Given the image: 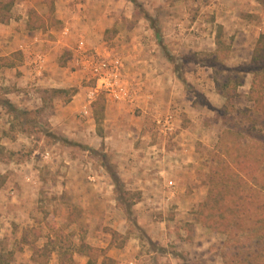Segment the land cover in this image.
Wrapping results in <instances>:
<instances>
[{
    "label": "rangeland",
    "instance_id": "obj_1",
    "mask_svg": "<svg viewBox=\"0 0 264 264\" xmlns=\"http://www.w3.org/2000/svg\"><path fill=\"white\" fill-rule=\"evenodd\" d=\"M54 1L36 5L48 11L53 34L46 39L59 31V43L72 46L59 44L52 81L27 82L23 53L10 34L0 32L1 59L11 66L0 63V101L10 99L21 111L37 110L21 131L23 119L8 116L0 106V253H11L10 264H57L50 240L57 242L58 236L74 249L81 242L106 249L95 257L98 264H114L107 251L127 243L137 249L134 264H223L222 255L229 259L235 249L244 251L246 235L226 243L223 234L195 220L206 193L202 199L198 191L189 195L197 190L193 166L205 173L206 189L215 177L213 141L226 123L237 132L248 125L244 111L252 106L251 75L245 72L255 43L234 25L261 4L137 0L160 33L159 45L151 23L127 0H69L70 33L55 20ZM13 2L20 9L24 0ZM59 16L67 14L62 10ZM218 42L225 45L217 49ZM236 79L241 85L232 89ZM53 90L67 92L55 96ZM219 92L233 96L228 106L215 108L224 103ZM210 96L216 101L208 103ZM167 117L169 130L162 126ZM47 130L68 142L45 137ZM191 134L199 136L192 143L196 164H170L179 160ZM234 134L224 137L231 140ZM107 169L115 172L120 188ZM166 175L176 202L159 189L138 190H149L155 176L162 183ZM195 200L201 201L192 207ZM112 231L118 235L112 238ZM74 263L82 264L78 257Z\"/></svg>",
    "mask_w": 264,
    "mask_h": 264
},
{
    "label": "trees",
    "instance_id": "obj_2",
    "mask_svg": "<svg viewBox=\"0 0 264 264\" xmlns=\"http://www.w3.org/2000/svg\"><path fill=\"white\" fill-rule=\"evenodd\" d=\"M3 1L0 0V24H7L14 2L9 0V3H3ZM127 1L132 4L135 11L141 13L143 19L151 23L155 40L160 45L162 43L161 36L152 19L145 12L140 11L141 5L137 0ZM215 44L217 49L225 45L220 42ZM4 61V59H0L1 64ZM249 65L250 69L245 73L251 75L248 98L252 106L244 111L248 125L242 131L237 132L226 123L224 130L218 136L215 146L217 157L216 160L211 161L216 163L211 172L215 176L213 177L215 182H211L214 180L210 177V186L207 183L206 195L199 203L195 213L196 221L209 230L223 234L226 243L235 242L237 237L243 238L246 235L243 239L248 245L241 247L246 249L242 252L239 251L240 247L235 249L237 251L229 259L222 255L223 264H264V177H262L264 174V35L258 38ZM6 67L11 66L7 65ZM235 82L232 89L241 85L239 79H236ZM222 86L226 89L229 85L224 83ZM51 92L58 96L67 91L53 90ZM73 94L71 93V97ZM222 94L225 97L224 107H226L233 96ZM0 106L5 109L8 116L15 115V119L20 117L23 119L18 123L21 131L24 130V125L30 123L28 115L37 111L18 110L8 99L0 101ZM9 128L10 130L14 128L13 122H9ZM43 132L45 137L62 143L68 142L65 139L59 140L50 130ZM229 132L232 135L235 133L236 137L226 140L224 133L229 135ZM107 172L114 187L120 188L121 182L115 172L110 169H107ZM221 182L224 184L230 182L232 185L222 187ZM246 184H250V188L246 189ZM110 233L112 238L118 235L114 231ZM64 240L65 238L61 236H58L57 242L50 240L53 249L57 251L59 264H72L74 253L86 256L88 264H95V257L104 253L103 250L93 248L83 242L74 249L73 244L66 243ZM32 250L35 253L37 249L33 247ZM39 250L42 252L43 248ZM11 257V253H0V264H10Z\"/></svg>",
    "mask_w": 264,
    "mask_h": 264
},
{
    "label": "crops",
    "instance_id": "obj_3",
    "mask_svg": "<svg viewBox=\"0 0 264 264\" xmlns=\"http://www.w3.org/2000/svg\"><path fill=\"white\" fill-rule=\"evenodd\" d=\"M255 1H258V3L261 4L260 9H255V8L247 9V13L249 15L247 20L243 21L241 25H238V24H236V26L234 25V28L237 29L236 32L241 33L240 35L244 39L249 38L251 40V42L249 41V43L256 44L258 38L261 35H264V0H255ZM37 4L43 7H47V0H24L23 5H19L20 9H16L15 6L17 5L13 3V7L11 8V11H10V18L8 19L7 24H0V32H3L5 34L6 33L10 34L9 38H12L13 43L17 42L16 45L18 46V50L22 52L23 56L25 57L26 65L23 67L24 69L23 73L25 75V79L27 80V82H30V84L36 80L35 82L36 85L43 84L45 80H48L49 82L53 80V74H54L53 72L54 63L53 62L57 61L56 57L58 56L57 52L59 51V44H60V47H65L68 45L72 46V43H59V31L57 32V34H55L56 37H49V39H46V37L49 34H53V32L49 30V27H52V26L51 25L49 26L47 24L48 23V11H46V8H45V11L44 10L38 11L36 8ZM70 4L71 3H69V0H55L54 9H53L54 11L53 15H54L55 20L58 22V25H59V21L64 23V25H66L64 30L68 33H70L69 30L74 25L72 22L68 21L69 16L70 15L72 16V13L74 11L71 8ZM15 9H16L15 11L16 16L12 17L11 12H13V10ZM62 10L65 11V15L67 14V16H63V17L59 16V14L61 15ZM41 12H44V13H41ZM2 49L4 48L1 46L0 50ZM252 52H251V55H252ZM251 55H250V58H251ZM1 58H3V55H0V59ZM152 59L153 58H151V60ZM42 79H45V80H42ZM218 96L220 97V99L222 98L224 103L219 101L217 105H214L215 108H218V106H224L225 104V97L223 96V94L219 92ZM211 100L216 101V98L210 96L208 103H210ZM10 102L13 103L12 101ZM196 140H199L198 135L191 134L190 137L186 138V140L183 143L185 145L181 149L182 155L180 154L179 160L175 162L173 161L170 164H175L176 166L177 164L179 166L181 164L183 166H192L193 164H196L195 156L192 151V148H193L192 143L195 142ZM213 143H217V141L216 142L213 141ZM191 172L195 174L194 179H193L194 181L192 184L194 186H197V190L192 189L194 193H191V195L189 196H193V195L197 196L196 191H198L200 192L198 194L201 195L200 199H202V197L205 195L206 190H207L204 183H202V180L205 181L206 175L200 168H197L194 166L191 168ZM158 174L163 176V172H159ZM166 177H168V175L165 176L164 180L161 183L159 182L160 181L159 177L155 176V180H152L151 182L153 183L149 185V188H148L149 190H147L145 186L140 187L138 190L140 192H143L144 190L146 192H150V191L152 192L153 189L154 190L159 189L163 191V193L164 192L167 193V198H166L167 201L173 198L172 201L176 202L175 200L177 198H175L174 193H173L174 191V188L172 185L173 181ZM92 185H95V184H92ZM148 201L150 202L151 200L149 199ZM199 202L195 200L191 203V206L196 207ZM101 250L105 251L106 249H101ZM135 250H137L135 247L130 245V243H127L125 244V246H123L122 249L121 248H118L117 250H114L113 248L109 249L107 251V256L108 258H110L111 261L114 262V264H134L135 262L132 258V255L134 254ZM54 253L55 252H51L50 256L54 255ZM56 256H57V264H59L58 255ZM73 256L74 257H72V260H73L72 264H75L74 262L76 260V257H78L81 260L82 264H88V258L86 256L81 255L79 253H74ZM95 264H98V263L95 261Z\"/></svg>",
    "mask_w": 264,
    "mask_h": 264
},
{
    "label": "built area",
    "instance_id": "obj_4",
    "mask_svg": "<svg viewBox=\"0 0 264 264\" xmlns=\"http://www.w3.org/2000/svg\"><path fill=\"white\" fill-rule=\"evenodd\" d=\"M83 113H84V115H86V114H87L86 110H85ZM170 124H171V122H170V118L167 117V118L164 120L162 126H163V128L169 130V129H170Z\"/></svg>",
    "mask_w": 264,
    "mask_h": 264
}]
</instances>
